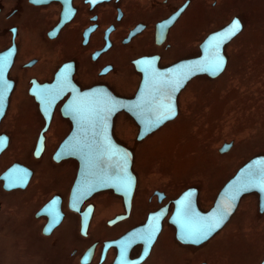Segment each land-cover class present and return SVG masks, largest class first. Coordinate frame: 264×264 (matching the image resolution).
I'll return each instance as SVG.
<instances>
[{"label": "flooded vegetation", "instance_id": "1", "mask_svg": "<svg viewBox=\"0 0 264 264\" xmlns=\"http://www.w3.org/2000/svg\"><path fill=\"white\" fill-rule=\"evenodd\" d=\"M9 2L10 5L0 0L2 191L7 195L30 192L36 177L48 173L52 194L35 211L34 217L42 222L43 237L52 238L63 231L66 240L71 244L76 242L71 256L79 264H215L211 255L215 249L209 248L225 227L201 244L180 241L177 236L178 202L189 194L188 206L195 202L200 211L208 212L225 186L208 208L203 205L197 185L188 186L179 194L162 187L152 188L146 194L143 178L137 171V149L125 143L119 132L124 130L121 133L131 134L132 128L136 129L134 141L141 144L179 123L190 85L198 79L217 80L226 72L230 61L227 50L245 31L248 12L237 10L238 0ZM225 11L233 13L230 19L206 33L212 17L219 20ZM236 21L242 30L224 46L227 64L223 73L216 78L198 75L176 99L171 95L162 98L161 103L167 110L174 112L176 107L174 119L139 140L141 126L130 113L122 110L114 116L113 138L133 154L132 172L136 185L132 195L129 190L122 189L121 194L104 189L81 201L73 199L80 164L67 155L65 145L77 123L65 110L78 89L85 92L103 88L118 98L135 99L145 74H157L184 61L203 57L202 47L206 40ZM207 52L213 56L212 49ZM162 111V107H154L147 110L146 115L154 119ZM90 120L91 117L87 118ZM226 145L233 147V143ZM223 148L220 149L222 154L225 153ZM258 157L264 154L252 157L244 165ZM102 166L109 167L112 174L118 171L120 176L124 175L123 164L116 158L103 160ZM8 176L12 177L11 190L6 189ZM249 195L257 193L245 195L242 200ZM52 203L55 209L43 212ZM51 217L61 220L52 233L46 235L44 229ZM135 231H143L144 235L133 242H122ZM263 263L264 259L259 264Z\"/></svg>", "mask_w": 264, "mask_h": 264}, {"label": "rangeland", "instance_id": "2", "mask_svg": "<svg viewBox=\"0 0 264 264\" xmlns=\"http://www.w3.org/2000/svg\"><path fill=\"white\" fill-rule=\"evenodd\" d=\"M237 10L248 12V22L227 50L226 72L217 80L198 79L190 85L180 122L141 144L134 141L136 129L119 132L137 149V171L146 194L155 187L179 194L197 185L208 208L247 161L264 154V1L238 0ZM225 12L219 20L212 17L206 33L233 15ZM227 143L233 147L222 154ZM49 182L51 176L44 173L27 193L7 195L0 187V264H79L71 256L76 242L66 240L63 231L43 237L42 222L34 217L52 194ZM209 249H215V264H259L264 259V214L258 194L242 200Z\"/></svg>", "mask_w": 264, "mask_h": 264}, {"label": "water", "instance_id": "3", "mask_svg": "<svg viewBox=\"0 0 264 264\" xmlns=\"http://www.w3.org/2000/svg\"><path fill=\"white\" fill-rule=\"evenodd\" d=\"M234 22L227 28L211 35L205 42L203 57L184 61L157 74H145L142 87L135 99L116 97L111 91L103 88H94L85 92L78 89L77 95L66 105V114L77 128L65 145L69 157L76 158L80 164L78 180L73 192V199L81 201L92 193L104 189H113L122 194V189L129 190L132 195L136 178L132 172V152L116 143L112 135V121L116 113L125 110L140 124L139 140L157 131L163 124L177 116L167 110L161 103L167 95L176 99L180 91L198 75L218 77L226 67V58L223 54L225 44L230 42L242 30L233 34ZM212 49L213 56L207 50ZM162 107L163 111L157 118L150 119L147 110ZM91 117L92 120L87 121ZM79 118V119H78ZM90 126L87 127V124ZM96 124L101 125L98 127ZM231 145H226L222 152H226ZM117 159L123 164V177L103 167V160ZM6 189L11 190L12 177H7ZM257 193L260 201V211L264 213V157L253 159L244 165L237 174L225 185L220 192L215 205L208 212L199 210L195 202L187 205L188 195L178 202L177 236L187 244H201L208 241L217 232L225 227L236 213L242 198L245 195ZM52 205L45 208V211ZM61 218H52L44 229L49 235L59 225ZM216 225L207 235H202L212 225ZM152 225H148L150 227ZM189 233H192L189 235ZM143 234L135 231L122 240L123 243L133 242ZM152 245V242H151ZM83 264H86L83 262ZM264 264V263H263Z\"/></svg>", "mask_w": 264, "mask_h": 264}, {"label": "snow or ice", "instance_id": "4", "mask_svg": "<svg viewBox=\"0 0 264 264\" xmlns=\"http://www.w3.org/2000/svg\"><path fill=\"white\" fill-rule=\"evenodd\" d=\"M239 29V24L238 22L236 24L233 25V34L235 33V31H237ZM216 225H212L210 228H208L205 232L202 233V235H207L208 231H211L212 228H214ZM192 233H189V235H191Z\"/></svg>", "mask_w": 264, "mask_h": 264}]
</instances>
